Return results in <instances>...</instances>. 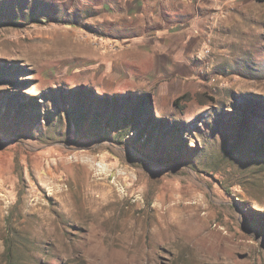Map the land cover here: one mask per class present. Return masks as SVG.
<instances>
[{
	"label": "rangeland",
	"instance_id": "obj_1",
	"mask_svg": "<svg viewBox=\"0 0 264 264\" xmlns=\"http://www.w3.org/2000/svg\"><path fill=\"white\" fill-rule=\"evenodd\" d=\"M136 38L196 41L200 90L179 81L162 100L174 84ZM8 253L264 264V2L0 0V264Z\"/></svg>",
	"mask_w": 264,
	"mask_h": 264
},
{
	"label": "crops",
	"instance_id": "obj_2",
	"mask_svg": "<svg viewBox=\"0 0 264 264\" xmlns=\"http://www.w3.org/2000/svg\"><path fill=\"white\" fill-rule=\"evenodd\" d=\"M193 23L194 22L190 24L189 28L193 27ZM186 35L191 37L193 31L186 33ZM134 41H136L134 47L140 51V55H142L145 60L149 59V62L152 63V66L150 67L156 71V75L161 79L160 85L162 84L161 86L170 87V85H172L171 83L174 84L173 88H168L166 90L165 94L162 96V100H169L170 98L174 99L175 96L179 94V81L181 83L183 82L184 85L186 84V86H182L183 91L191 97L200 90L199 83L201 82V79L199 76V67L197 66V63L192 60L191 56L196 41L194 43L191 42L189 44V50L186 51V41L179 42L176 45L175 42L167 44L164 40L161 41V38H159L157 47L155 46V49L148 52L144 47H141L146 45L143 40L136 38ZM131 45L133 44L128 43L125 45V48H128ZM148 66L149 65L144 64L143 69L147 70Z\"/></svg>",
	"mask_w": 264,
	"mask_h": 264
},
{
	"label": "trees",
	"instance_id": "obj_3",
	"mask_svg": "<svg viewBox=\"0 0 264 264\" xmlns=\"http://www.w3.org/2000/svg\"><path fill=\"white\" fill-rule=\"evenodd\" d=\"M258 2H264V0H256ZM53 22L55 23H59V24H65V22H61L59 20H53ZM180 98H177L176 100H174L173 102V105H176L178 104V101H179ZM140 105L142 106V108L144 107H147L148 111H152L151 109V95L150 94H145L141 99H140ZM138 111V110H137ZM139 114V112H138ZM7 261H8V264L11 262V255H7Z\"/></svg>",
	"mask_w": 264,
	"mask_h": 264
},
{
	"label": "built area",
	"instance_id": "obj_4",
	"mask_svg": "<svg viewBox=\"0 0 264 264\" xmlns=\"http://www.w3.org/2000/svg\"><path fill=\"white\" fill-rule=\"evenodd\" d=\"M205 53H206V52H205ZM210 81H211V82H214V81H215V79H214V78H211V79H210Z\"/></svg>",
	"mask_w": 264,
	"mask_h": 264
}]
</instances>
